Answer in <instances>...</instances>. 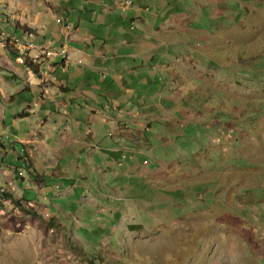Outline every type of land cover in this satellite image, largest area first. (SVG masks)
Here are the masks:
<instances>
[{
  "label": "rangeland",
  "instance_id": "374dc122",
  "mask_svg": "<svg viewBox=\"0 0 264 264\" xmlns=\"http://www.w3.org/2000/svg\"><path fill=\"white\" fill-rule=\"evenodd\" d=\"M25 1L0 0L2 17L17 19L14 9L29 2L32 12L41 9L45 26L54 32L68 21L70 32L78 27L76 0ZM195 2L176 13L183 23L172 25L168 34L176 85L164 83L166 102L152 108L156 115H143L152 119L144 123L152 127V149L144 146L137 160L145 161V171L161 165V176L126 180L125 200L136 201L135 209L145 215L151 212L142 219L144 230L124 240L112 234L103 216L111 200H97L109 192L110 183L100 188L96 179L95 194L79 182L81 192L69 198L71 189L37 195L36 181L50 179L45 153L29 148L24 170L11 157L0 163V264H264V0ZM8 37L0 41V50H12L14 38L20 40L17 51L23 50L22 38ZM57 53L47 54L45 63ZM36 61L40 72L44 61ZM9 74L0 73L8 98L4 102L0 94V144L8 150L12 141L18 152L17 140L35 128L36 110L31 109L30 118L13 120L28 101L24 86ZM21 177L22 187L33 190L26 200L18 198L15 182ZM3 189L17 196L20 207L4 197Z\"/></svg>",
  "mask_w": 264,
  "mask_h": 264
},
{
  "label": "crops",
  "instance_id": "0c3cea01",
  "mask_svg": "<svg viewBox=\"0 0 264 264\" xmlns=\"http://www.w3.org/2000/svg\"><path fill=\"white\" fill-rule=\"evenodd\" d=\"M125 1L128 0H76L74 7L80 3L77 6L80 13L73 15L78 27L72 32V21L66 22L67 27H59L57 33L49 29L40 17L41 9L32 12L29 2L14 9L17 19L2 17L0 11V41L8 40V35H32L33 38H22L25 46L17 52H24V57L32 64L36 60L44 61L40 74H36L20 63L15 52L0 50V73L10 72L11 78L15 76L12 79L21 83L27 94L26 110L13 120L30 118L31 109L36 110L33 114L35 128L24 132L17 144L25 151L32 148L34 152L45 153L50 181H36L35 185L39 187L36 190L40 189L37 195L48 197L54 188L71 189L69 198L81 192L79 182L90 185V192L95 194L92 185L96 179L100 188L110 183L107 192L110 195L106 193L97 200L102 202L106 196L110 198L112 207L103 210V216H108L112 234L122 236V240L131 232L144 230L142 219L151 215V212L145 215V211L136 210V201L125 200L126 180L140 181L146 174L161 176V165L145 171V161L137 160L144 146L152 149V127L144 124L152 119L143 115H156L152 108L166 102L162 97L164 83L168 82L169 87L176 85L172 81L175 74L170 71L174 61L168 52L172 42L168 34L174 30L172 25L183 23L176 13L183 14V9L189 8L188 4L198 5L195 0H129L131 5L122 9L121 4ZM218 1L204 0L205 4L212 5ZM179 3L183 8L179 9ZM48 5L43 2L45 10L50 9ZM11 8L13 5L10 4L9 12ZM55 19L61 23L59 18H54V22ZM14 20L18 21V30L10 32L11 27H1ZM83 22L98 24L100 28L86 30L80 25ZM24 27L26 30H21ZM42 49L48 54L59 52V56L51 57L45 63ZM45 70L48 75L43 76L41 72ZM2 87L0 82L1 99L7 102ZM12 97L9 101L14 102L16 99ZM1 146L9 157L18 150H14L12 141L8 150ZM26 156L31 157L28 153ZM125 217L130 221L125 222ZM93 225L98 224L93 222ZM131 226L141 229L132 230Z\"/></svg>",
  "mask_w": 264,
  "mask_h": 264
},
{
  "label": "trees",
  "instance_id": "16d2710c",
  "mask_svg": "<svg viewBox=\"0 0 264 264\" xmlns=\"http://www.w3.org/2000/svg\"><path fill=\"white\" fill-rule=\"evenodd\" d=\"M8 24H10L11 25V28H10V32L11 31H15V30H18L20 27H19V25H18V23H16V22H14V21H10ZM26 30V28L24 27V28H21V30ZM13 34V33H12ZM8 36H14V37H17L16 35H8ZM23 36V35H22ZM28 36H30L29 34L28 35H26V36H24V37H18V38H26V37H28ZM6 41H8V40H6ZM34 42L35 43H38V42H36L35 40H34ZM24 60H26L25 61V64H26V66H28V68H32L33 66L38 70V65H36V64H32V62H30L27 58H25L24 57ZM28 60V61H27ZM36 71V70H35ZM37 72H39V71H36V74H37ZM12 78L13 79H15L16 77L15 76H13L12 75ZM9 155V153H7L6 151H5V148L4 147H2L1 145H0V163L3 161V158L4 157H9L8 156ZM27 153H24V155L21 157L19 154L17 155L18 156V158L16 159L15 157L16 156H12L13 157V159H12V157H11V160L13 161V163L15 164V166L17 167V168H19V169H21L22 168V166H23V168H24V164H25V162H26V159H27ZM23 178H17L16 179V184H18L17 186L18 187H20V191H21V195L18 197L19 199H21V200H26L27 199V196H28V194L29 195H31V193L30 192H32L31 191V189L29 190V189H27V188H23L22 186L23 185H25L24 184V182H23V180H22ZM41 179V178H40ZM53 185H55V184H53ZM18 187H17V190H18ZM3 195H4V197L7 199V200H11L15 205H17L18 207H20V205H19V202H18V200L16 199V197L17 196H12V195H10V194H8V193H6L5 191H4V189H3ZM18 192V191H17ZM17 192H16V194H17ZM34 213V212H33Z\"/></svg>",
  "mask_w": 264,
  "mask_h": 264
},
{
  "label": "clouds",
  "instance_id": "9594fccd",
  "mask_svg": "<svg viewBox=\"0 0 264 264\" xmlns=\"http://www.w3.org/2000/svg\"><path fill=\"white\" fill-rule=\"evenodd\" d=\"M146 11H148V8H146ZM30 70H32V71H34L35 73H36V71H37V69L33 66L32 68H29ZM36 70V71H35ZM37 78V77H36ZM174 85V84H173ZM170 90H171V93L172 94H175V92H173L174 91V89H171L170 88ZM36 106V105H35ZM24 153H26V151H25V149L23 148V147H19V151L18 152H14V156H16V157H18L17 155L19 154L21 157L24 155ZM15 188H17V187H15ZM129 228H131L132 230H135V228H136V230H140L141 228H137L136 226H131V227H129ZM129 228L127 227V229L126 230H129ZM120 237H122V236H120Z\"/></svg>",
  "mask_w": 264,
  "mask_h": 264
},
{
  "label": "built area",
  "instance_id": "2783aa9c",
  "mask_svg": "<svg viewBox=\"0 0 264 264\" xmlns=\"http://www.w3.org/2000/svg\"><path fill=\"white\" fill-rule=\"evenodd\" d=\"M125 3V5H126V8H128L130 5H131V1H125L124 2ZM125 8V9H126ZM12 51L13 52H15V54H16V58H18V59H20V63H23V64H25V61L26 60H24V52H17V46H15L13 49H12ZM44 54V56H46L48 53H43Z\"/></svg>",
  "mask_w": 264,
  "mask_h": 264
},
{
  "label": "bare ground",
  "instance_id": "6f19581e",
  "mask_svg": "<svg viewBox=\"0 0 264 264\" xmlns=\"http://www.w3.org/2000/svg\"><path fill=\"white\" fill-rule=\"evenodd\" d=\"M27 39H29V38H33V36L32 35H30V36H28V37H26ZM12 44L13 45H15V46H19L20 45V40L19 39H17V38H14V39H12ZM42 53H45L44 51H42ZM53 57H58V53L57 54H53L52 55ZM25 58H27V57H25ZM30 62H32L29 58H27ZM35 64L36 65H39V62H37V61H35ZM38 71V70H37ZM37 74H39V72H37ZM17 159V158H16Z\"/></svg>",
  "mask_w": 264,
  "mask_h": 264
}]
</instances>
